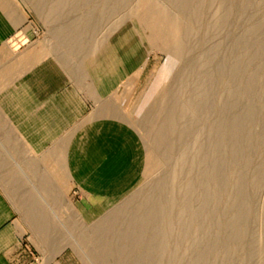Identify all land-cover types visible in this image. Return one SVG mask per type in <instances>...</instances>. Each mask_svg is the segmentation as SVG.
I'll use <instances>...</instances> for the list:
<instances>
[{"label": "bare ground", "instance_id": "bare-ground-1", "mask_svg": "<svg viewBox=\"0 0 264 264\" xmlns=\"http://www.w3.org/2000/svg\"><path fill=\"white\" fill-rule=\"evenodd\" d=\"M129 2L49 0L41 11L70 30L57 37L64 52L83 54L118 44V10L135 8L167 53L143 107L156 175L97 234L115 264H264V0Z\"/></svg>", "mask_w": 264, "mask_h": 264}, {"label": "crops", "instance_id": "crops-1", "mask_svg": "<svg viewBox=\"0 0 264 264\" xmlns=\"http://www.w3.org/2000/svg\"><path fill=\"white\" fill-rule=\"evenodd\" d=\"M31 24L21 0H0V264H30L33 255L38 264H84L54 225L77 220V206L91 211L125 191L133 168L122 143L134 140L116 135L133 133L124 122L87 112L93 96L76 82L70 87L69 71L54 70L53 58L41 63L47 46L30 41ZM16 31L28 39L22 46L10 43ZM130 72L116 80L105 72V79L117 83ZM102 125L108 131L96 134Z\"/></svg>", "mask_w": 264, "mask_h": 264}, {"label": "rangeland", "instance_id": "rangeland-1", "mask_svg": "<svg viewBox=\"0 0 264 264\" xmlns=\"http://www.w3.org/2000/svg\"><path fill=\"white\" fill-rule=\"evenodd\" d=\"M21 1L26 9L29 10L32 22V38L30 41L32 40V43L37 44L43 43L47 46V52L43 53L41 63H49L53 58L55 60L53 61L54 70L57 67H64V71H69L66 72L69 74L68 85L70 87L78 83L85 94L93 96L94 101L92 99L87 101V112H92L98 118L110 117L124 122L134 135L124 129L117 130L118 133L116 135L117 137L121 136L134 140L132 143H122L127 145L126 149L129 148L132 157L131 166L133 168L131 183L126 187L125 191L120 194L113 193L118 194L116 196L108 195L106 200L98 205L99 208L96 207V209L91 211H84L77 206L81 211V215L79 214L77 218L78 221L75 220L73 222V218L69 216L68 220L70 222L68 221V224L63 222L55 223L54 225L60 232L69 235L67 248L77 249L80 255L79 258L84 264H115L117 258L112 251L108 250V241L106 239H86L82 241L77 238V233L85 234L86 237L98 233V224L108 213L123 205L137 204V201L133 202L132 196L147 188L148 181L151 179L147 177V173L149 172L152 179L156 175L157 168L151 162H148L146 155L147 150L152 146L153 139H150L148 135V126L145 123L143 107L150 101L151 92L159 82L158 78L167 62V53L159 45L157 39L147 35V27L144 22H140L136 17L135 8L132 11L127 9L124 12H122V9L118 10L119 16L116 15L114 27L124 25L117 28L119 29V32L116 33L118 44H115V38H112L110 40V48L106 47L105 50L98 48V44H94L92 48L83 54L81 52L85 49L82 47L74 51L71 49V53H65V49L61 48L58 42L63 36L68 35L70 30L58 24L53 25L45 19L41 11L50 7L49 0H38L42 3L44 2L40 7L36 4L37 0ZM157 1L161 2L162 0ZM184 19L188 21L187 18L184 17ZM124 29H127L129 34L123 37L122 31ZM111 31L114 32V29ZM11 42L12 40L10 39ZM13 45L14 47L17 46L16 44ZM22 45L24 44L19 46ZM77 56H80L79 59ZM112 58H115L114 61H112ZM114 62H116L115 65ZM113 65L114 70L112 69ZM129 70L133 72H130L128 77L119 80L117 83L110 84L105 79V72L111 75L113 80H116L119 75L126 74ZM107 127L102 125L95 133H106L108 131L106 130ZM78 128H76L77 132ZM76 190V187H73L70 194H76ZM263 191L264 186L260 187L256 193L257 207L260 206L259 201ZM71 205L72 203L70 202ZM83 211L86 212L85 215ZM255 236L258 240L263 237L258 231ZM222 264H233V261L226 260Z\"/></svg>", "mask_w": 264, "mask_h": 264}, {"label": "built area", "instance_id": "built-area-1", "mask_svg": "<svg viewBox=\"0 0 264 264\" xmlns=\"http://www.w3.org/2000/svg\"><path fill=\"white\" fill-rule=\"evenodd\" d=\"M12 40L13 44H16L17 46L24 44L27 42V37L21 32V31H16L10 38ZM30 264H38V256L33 255L32 260Z\"/></svg>", "mask_w": 264, "mask_h": 264}]
</instances>
